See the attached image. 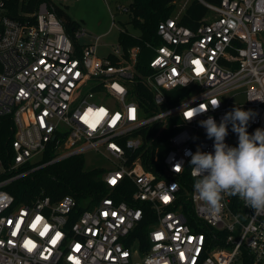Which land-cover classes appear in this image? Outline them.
I'll list each match as a JSON object with an SVG mask.
<instances>
[{
  "label": "built area",
  "instance_id": "2783aa9c",
  "mask_svg": "<svg viewBox=\"0 0 264 264\" xmlns=\"http://www.w3.org/2000/svg\"><path fill=\"white\" fill-rule=\"evenodd\" d=\"M11 1L0 0V118L12 122L8 168L0 156V264H264V214L225 196L211 215L185 155L213 151L199 122L219 123L236 106L256 113L250 134L264 129V0H200L214 16L195 30L179 24L184 4L158 24L161 44L146 43L153 50L147 75L137 70L141 46L119 44L101 58L100 38L80 44L85 31L70 36L52 0L24 13V22L8 15ZM176 90L184 94L170 105L167 93ZM201 103L208 112L186 121L184 106ZM237 142L229 125L226 143ZM51 147V163L88 151L112 160L105 184L133 189L132 202L148 209L111 196L82 211L71 196L16 204L7 188ZM148 217L154 221L142 232Z\"/></svg>",
  "mask_w": 264,
  "mask_h": 264
},
{
  "label": "trees",
  "instance_id": "16d2710c",
  "mask_svg": "<svg viewBox=\"0 0 264 264\" xmlns=\"http://www.w3.org/2000/svg\"><path fill=\"white\" fill-rule=\"evenodd\" d=\"M43 1L45 0H12L9 4L8 15L13 19L24 22L26 19L22 15L24 13H35ZM178 1L130 0V4L127 6L129 13L126 14L129 15L130 23L139 31V35L135 36L127 31H122L119 35V44L122 45L125 51L135 46L142 47L137 70L144 75L149 74L148 60L153 55V50L147 48L146 43L161 44L160 39L157 37L158 24L176 14ZM202 1L213 5H220L223 0ZM54 11L63 22L66 32L70 36L81 28L71 18L63 20L62 11L58 10L55 6ZM210 13V10L200 0H192L181 13L179 24L195 30L206 23L205 21ZM28 20L31 23L35 22L34 18H29ZM183 94L181 90L167 93L169 104H177L181 101ZM148 96L147 111L151 112L155 107L151 101V93ZM170 133L169 131L165 132L161 139L164 142V146L161 148V155L167 150L165 140ZM11 134V120L9 118H0V156L6 168H8L12 158L10 147ZM55 158L56 155L51 147L43 154L38 162L26 168L27 170L33 169L30 174L15 181L7 188L8 192L15 198L16 204H29L44 197H48L53 203H56L65 196H71L76 200L78 210L82 211L102 198L111 196L119 202L126 201L130 205L138 206L143 210L148 209L147 205L134 204L132 202L131 194L133 193V189H128V191L122 188L110 190L103 180L104 169L85 170L83 155L71 156L64 160L51 163ZM146 169L152 170L148 165ZM187 219L191 225H195V220L191 213H187ZM153 221L152 217L145 218L141 224L142 232H145ZM249 263L250 259L245 264Z\"/></svg>",
  "mask_w": 264,
  "mask_h": 264
},
{
  "label": "clouds",
  "instance_id": "9594fccd",
  "mask_svg": "<svg viewBox=\"0 0 264 264\" xmlns=\"http://www.w3.org/2000/svg\"><path fill=\"white\" fill-rule=\"evenodd\" d=\"M210 106L213 110L218 109L220 100L211 101ZM208 110L209 105L201 103L197 107L184 106L182 112L185 120L190 122ZM255 115L251 109L236 106L226 112L219 123L208 116L199 122V126L206 130L207 138L213 140V151L197 148L195 153L185 152L190 156L194 190L211 215L221 211L225 196H238L255 215L264 214V129L248 132L249 122ZM229 125L237 135L236 146L226 143Z\"/></svg>",
  "mask_w": 264,
  "mask_h": 264
},
{
  "label": "rangeland",
  "instance_id": "374dc122",
  "mask_svg": "<svg viewBox=\"0 0 264 264\" xmlns=\"http://www.w3.org/2000/svg\"><path fill=\"white\" fill-rule=\"evenodd\" d=\"M190 1L192 0H179L177 8H182ZM52 3L62 11L63 20L71 18L81 24L86 36L79 40L80 44L91 45L95 43L96 38H100L97 49L98 56L101 58L108 57L119 46L120 32L127 31L130 34L139 35V31L130 23L129 15L118 12V7L129 6L130 0H52ZM112 14L115 18H112ZM212 15L213 12L207 20L212 19L214 16ZM86 90L89 89L86 88ZM97 102L100 101L97 100ZM101 103L106 106L108 104L106 101ZM83 156L84 168L87 171L94 169L110 171L115 168L112 160L99 152L88 151Z\"/></svg>",
  "mask_w": 264,
  "mask_h": 264
},
{
  "label": "crops",
  "instance_id": "0c3cea01",
  "mask_svg": "<svg viewBox=\"0 0 264 264\" xmlns=\"http://www.w3.org/2000/svg\"><path fill=\"white\" fill-rule=\"evenodd\" d=\"M178 10H179V9H177V12H178ZM177 12H176V14H177ZM176 14H175V15H176ZM175 15H174V16H175ZM112 18H113V17H112ZM78 24H79V26H81L80 23H78ZM81 28H82V27H81ZM106 33H107V32H106ZM104 34H105V33H104ZM132 35H133V34H132ZM135 36H138V35H135ZM118 43H119V42H118ZM97 53H98V50H97ZM109 55H110V54H109ZM109 55H108V56H109Z\"/></svg>",
  "mask_w": 264,
  "mask_h": 264
},
{
  "label": "snow or ice",
  "instance_id": "6c2138e0",
  "mask_svg": "<svg viewBox=\"0 0 264 264\" xmlns=\"http://www.w3.org/2000/svg\"><path fill=\"white\" fill-rule=\"evenodd\" d=\"M188 115H190V113H189ZM165 199H167V198H165ZM26 246H27V245H26ZM29 250H31V249L29 248Z\"/></svg>",
  "mask_w": 264,
  "mask_h": 264
}]
</instances>
